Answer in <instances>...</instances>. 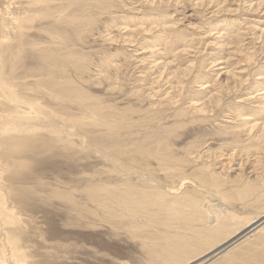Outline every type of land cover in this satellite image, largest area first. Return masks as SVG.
Returning <instances> with one entry per match:
<instances>
[{"label":"rangeland","instance_id":"374dc122","mask_svg":"<svg viewBox=\"0 0 264 264\" xmlns=\"http://www.w3.org/2000/svg\"><path fill=\"white\" fill-rule=\"evenodd\" d=\"M110 1L0 0V264H166L175 244L164 237L192 207L128 216L129 192L147 202L175 187L166 200L189 194L246 218L243 233L178 264H212L264 222V199L249 204L264 184V0ZM49 50L77 65L49 72ZM51 77L82 95L39 84ZM249 237L228 264H264V230Z\"/></svg>","mask_w":264,"mask_h":264},{"label":"bare ground","instance_id":"6f19581e","mask_svg":"<svg viewBox=\"0 0 264 264\" xmlns=\"http://www.w3.org/2000/svg\"><path fill=\"white\" fill-rule=\"evenodd\" d=\"M109 1V0H108ZM112 1V0H111ZM110 1V2H111ZM103 2V1H102ZM105 2V0H104ZM109 2V4H110ZM83 3V2H82ZM96 3H99L98 1H96ZM104 4V3H103ZM67 18H69L70 20H64V23H67V25L69 26H74V27H81V26H85L84 24H82L80 22V18H75V17H71V16H66ZM61 35H67V31L66 29H62L60 30L59 32ZM58 34V33H57ZM56 39V38H55ZM55 52L49 50V53L46 54V53H43L41 54V60H42V64H44V66L47 68V70L51 73L55 72L57 69H59L58 67H62L64 69H66V72L69 70L67 69L69 66L71 65H77L76 62L73 61V54H67V55H70L68 57H57L54 55ZM54 55V56H53ZM42 68V67H41ZM44 70H46L44 67L40 70L41 72H43ZM64 71V70H63ZM69 72V71H68ZM173 73V72H172ZM50 80V79H49ZM39 84L42 85L43 87L46 86V85H49V88L51 89V91L55 92L56 89L58 90H61L60 91V94H63V95H74V93H76L78 96H81L82 94L77 91L76 89L73 88V86L69 85L70 82L69 81H66V82H60V81H57L55 80L54 77H51V80L48 81V80H40L39 81ZM239 89V88H238ZM66 92H69V93H66ZM74 92V93H73ZM261 94H264L263 91ZM259 95V94H258ZM19 96V95H18ZM17 96V98H18ZM256 97V96H255ZM253 98V96L251 97ZM263 99V97H261ZM260 98V99H261ZM215 99V98H214ZM212 100V99H211ZM206 102V101H205ZM81 104L85 107V103L82 101ZM219 105V104H218ZM191 106L192 108L194 109V113H196L197 115H200V114H204L206 112V108H205V105H204V102H194V103H191ZM206 115V114H205ZM62 117V116H61ZM66 117V116H64ZM69 119V118H68ZM241 118H239V121H240ZM249 119V118H248ZM70 120V119H69ZM244 121V124L245 125V128L247 127L246 129V132H252L253 128L255 126H257L258 124L257 123H250L251 121H246L247 118H243L242 119ZM250 120V119H249ZM63 121H66V118H64ZM67 122V121H66ZM241 123V122H240ZM239 123V124H240ZM263 124V123H262ZM53 125V124H52ZM57 125V124H55ZM114 125V123H113ZM261 126V124H260ZM115 127V126H114ZM244 127V126H243ZM63 128V127H62ZM257 127H255V130H256ZM244 129V128H243ZM239 130V129H238ZM248 130V131H247ZM258 130V129H257ZM261 130V131H260ZM259 131L261 132L259 135H256L255 138H258V137H261L263 134H264V127L261 126V129ZM245 131V130H244ZM243 131V132H244ZM258 131V132H259ZM242 132V131H241ZM240 132V133H241ZM244 132V133H246ZM255 132V131H254ZM257 132V133H258ZM51 133L53 134V139H59L61 137V135H64V131L61 130V128L59 127L58 129L54 127V129L51 130ZM236 133V132H235ZM256 133V132H255ZM70 135V133H68L67 135L65 134V136H68ZM73 135V134H72ZM254 139V138H253ZM255 140V139H254ZM264 141V139H263ZM261 142V140H260ZM162 158H169L168 156L167 157H163L161 156ZM233 158V157H232ZM161 159V158H160ZM172 162H175V164L177 165V161H172ZM178 166V165H177ZM174 167V166H171V168ZM170 168V167H169ZM225 168V167H224ZM135 174V173H134ZM219 174V173H218ZM206 176V175H205ZM215 176H210L209 178H206L209 179L208 182L210 184H213L215 185L216 187L220 184L218 183L219 180L213 178ZM217 177V175H216ZM218 177H220L218 175ZM202 178V177H201ZM219 179V178H218ZM237 179V178H236ZM155 180V179H154ZM186 180V179H185ZM222 180V179H220ZM251 180V179H250ZM249 180V181H250ZM253 180V179H252ZM258 180V179H257ZM192 180H190L191 182ZM224 181V180H223ZM263 181V180H262ZM188 182V181H187ZM244 182V181H243ZM248 182V180H247ZM184 183V182H183ZM183 183L181 182V186H183ZM186 183V182H185ZM205 183V182H204ZM254 183V182H253ZM257 183V182H256ZM192 184V183H191ZM261 184V183H259ZM126 185H131L130 182L127 183ZM223 185V184H222ZM160 186V185H159ZM180 186V187H181ZM247 186V184H246ZM249 186V185H248ZM247 186V187H248ZM220 187V186H219ZM242 187V186H241ZM245 187V186H244ZM255 187V186H254ZM124 188V187H123ZM262 189H259L257 195H255L253 197V199L250 200L249 204H253L255 205V203H258V202H261V200L264 199V184L263 186L261 187ZM164 191L161 193L159 192L160 194L156 195L155 197V200L154 199H151V200H148L147 202L144 200L145 199V196L146 194H141L139 198L135 197L133 194L131 195L130 192L129 193H126V203L129 207H132L133 209H136L137 207L139 208H142V209H147L148 206L152 203H159L161 204L162 206H164L165 208L167 207L170 211L172 212H175V210H179V209H183L185 206H191L192 207V213L191 215L188 214V217H187V221L186 222H180L181 224V232L180 231H176L174 233V236L171 234V235H168V236H165L164 238H167V241L173 244H175V247L173 245V248L169 250V255H168V258L166 259V264H178L179 262H182L183 260H185L186 258H188L189 256H193L194 255V252H199V251H203V250H206V249H210L212 248L219 240H221L222 238H224L226 235H229L230 233L232 232H236V234H240V233H243L244 231L242 232H239L241 229H243L242 227H245V225L242 224V222L244 220H246V218L243 220L242 217H240L234 207L232 208L229 204L227 205H217V206H214L212 205V203L210 204V201H209V204L206 205L205 207L202 205V200L200 198H198L197 196H190L188 194V196L185 198L186 199V202L188 203V205H186L185 203L183 202H180V201H174L171 202V201H168L166 200V198H174L176 197L177 195L174 194V192L172 191H176L175 190V187L173 188H166L164 187ZM179 189V188H178ZM177 189V190H178ZM209 189V188H208ZM219 189V188H218ZM125 190V188L123 189ZM127 190V189H126ZM201 190V189H199ZM241 190V189H240ZM246 191H249V192H252L249 189H246ZM204 191V193H200V194H203L205 195V192L206 193H211L209 192V190H201V192ZM246 191L244 193H246ZM102 192V189L101 190H98L96 191L95 193L93 191H89L88 194H92V195H95L98 196L99 194H101ZM145 192V191H144ZM173 193V194H172ZM248 193V192H247ZM213 194V193H212ZM211 196H214L212 195ZM216 195V194H215ZM149 196V195H147ZM166 197V198H165ZM217 197V196H216ZM231 197V196H230ZM218 198V197H217ZM104 200H106L107 198L104 197L103 198ZM124 199V198H123ZM122 199V204H125V202L123 201ZM209 199V198H208ZM211 199V197H210ZM222 200H227L226 197H222L221 198ZM222 201V202H225V201ZM206 203V202H205ZM264 204V203H263ZM160 205V206H161ZM141 206V207H140ZM233 206V205H232ZM264 206V205H263ZM191 207H189L191 209ZM251 207V205H250ZM138 208V209H139ZM166 208V210H167ZM256 208V207H255ZM136 209L137 211H134L131 214H129L128 216H133V217H136L138 216L137 212L140 210ZM252 209V208H251ZM163 210V209H162ZM107 211V210H106ZM149 211V210H148ZM147 211V212H148ZM258 211V210H257ZM177 212V211H176ZM179 212V211H178ZM189 212V211H187ZM190 213V212H189ZM264 213V212H263ZM149 214V213H147ZM201 214L203 215V217L207 218V224H202V221L200 220L201 218ZM241 214V213H239ZM118 215V214H117ZM243 215V214H242ZM241 215V216H242ZM259 215V214H258ZM263 214L261 213V216ZM264 217V215L262 216ZM261 217V218H262ZM259 218V219H261ZM7 219L8 220H13V217L11 216V214H7ZM263 219V218H262ZM260 220H258L259 222ZM262 221V220H261ZM260 221V222H261ZM244 223V222H243ZM183 224V225H182ZM264 225V222L260 223L258 226H253L254 228L252 230H250L249 232H246L244 235L242 234V236H238L239 238L236 239L233 243H231V245L227 246L224 248V250L222 251H218V250H221L220 249H216L215 251H218L213 257H217L218 255L221 254L220 257L216 258L215 260H213L211 263L213 264L214 262H217L218 264H228L229 262L231 263V260H234L236 257H237V250L239 248H236L237 245H240V241L243 239V238H247V236L249 237L250 233L253 232V231H256L257 228L261 229L262 231L264 230V227H262ZM135 226V224H134ZM137 229V228H136ZM187 231H190V233L192 232L193 234V237H191V239L187 236L185 237ZM143 232H145V229L143 230ZM239 232V233H238ZM145 238V241H144V245H147V241L149 239V237L145 236L143 234V236ZM250 238V237H249ZM232 240V239H230ZM245 242L247 240H244ZM263 243H264V238H262L261 240ZM11 244L12 246L13 243L11 241ZM228 245V244H227ZM156 246V245H155ZM155 246L153 248H155ZM225 246V245H224ZM229 247H233L232 249H229ZM14 251L16 253V255H19L20 253L16 252L15 250V247H14ZM150 257L152 256L151 254H149ZM153 257V256H152ZM213 257H211L210 259H212ZM220 258H222L223 260H219ZM204 259V258H203ZM261 260L262 262H264V254L262 255L261 257ZM164 263V262H163ZM161 261H156L154 264H163ZM206 263V262H204ZM204 263H201V264H204ZM5 264V263H4ZM193 264V263H192Z\"/></svg>","mask_w":264,"mask_h":264}]
</instances>
